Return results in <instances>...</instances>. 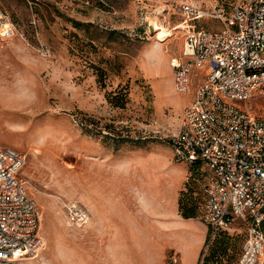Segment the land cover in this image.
Wrapping results in <instances>:
<instances>
[{
	"label": "rangeland",
	"instance_id": "rangeland-1",
	"mask_svg": "<svg viewBox=\"0 0 264 264\" xmlns=\"http://www.w3.org/2000/svg\"><path fill=\"white\" fill-rule=\"evenodd\" d=\"M237 1L0 0L15 26V36L0 45V148L27 157L21 176L38 203L45 243L75 228L67 219L68 206L87 210L90 153L96 145L124 140L171 145L183 114L178 104L191 95L178 94L171 82L170 62L181 56L184 44L182 5L213 14L229 11ZM155 24L173 36L158 43ZM200 26L222 28L211 18ZM195 74L191 91L206 72ZM237 106L264 115L259 93ZM203 183L192 184L198 214ZM222 231L228 256L213 252L219 235H211L207 264L239 260L247 226L237 222ZM46 245L24 264H65L58 248ZM173 252L185 264H196L193 255L185 260L172 249L167 256Z\"/></svg>",
	"mask_w": 264,
	"mask_h": 264
},
{
	"label": "built area",
	"instance_id": "built-area-1",
	"mask_svg": "<svg viewBox=\"0 0 264 264\" xmlns=\"http://www.w3.org/2000/svg\"><path fill=\"white\" fill-rule=\"evenodd\" d=\"M182 14V54L170 65L175 92L190 93L195 71L206 74L170 139L174 159L206 173L200 219L212 235L237 222L246 225L237 264H264V117L237 106L256 93L264 96V0H238L213 14L185 3ZM206 18L222 28H199ZM14 36L15 26L0 7V45ZM26 161L23 153L0 148V264H24L45 248L38 203L21 176ZM67 213L75 227L89 222L78 205ZM166 264H182L181 257L173 252Z\"/></svg>",
	"mask_w": 264,
	"mask_h": 264
},
{
	"label": "crops",
	"instance_id": "crops-1",
	"mask_svg": "<svg viewBox=\"0 0 264 264\" xmlns=\"http://www.w3.org/2000/svg\"><path fill=\"white\" fill-rule=\"evenodd\" d=\"M195 92L178 104L180 115ZM90 155L89 222L49 236L47 247L58 248L65 264H166L171 249L200 264L209 228L200 218L180 214L191 166L175 162L171 145L108 143L96 145Z\"/></svg>",
	"mask_w": 264,
	"mask_h": 264
},
{
	"label": "trees",
	"instance_id": "trees-1",
	"mask_svg": "<svg viewBox=\"0 0 264 264\" xmlns=\"http://www.w3.org/2000/svg\"><path fill=\"white\" fill-rule=\"evenodd\" d=\"M205 20L202 19L201 21H199L197 24V26L199 28H204L202 26H200L201 22ZM215 20V19H214ZM75 22V26L77 27H82V23ZM204 29H208V30H215V29H209V28H204ZM115 34L113 32H111V35ZM126 142H128L127 140H124ZM204 179V183L206 181V173L202 172L198 167H191V175L189 178V181L186 185L185 190L182 192L181 194V198L179 201V210H180V214L183 218L185 219H193V218H201V207L202 204L204 203V194H203V185H202V198L199 199V214H198V207H197V198H194V189L192 188V184H197L199 183L201 180ZM223 231L219 230L216 234H218V238L216 239L215 242V247L213 249V252L216 254L217 252L219 254H222L223 256L227 257L228 256V251L230 250V245L229 242L226 241V239L224 237H222ZM212 233L209 230L208 236H207V241H206V246L207 243L209 242V238L211 237ZM206 248V247H205ZM204 253V251H203ZM202 253V255H203ZM205 253H204V258L202 261V264H207V262H205ZM209 261V259H208Z\"/></svg>",
	"mask_w": 264,
	"mask_h": 264
},
{
	"label": "bare ground",
	"instance_id": "bare-ground-1",
	"mask_svg": "<svg viewBox=\"0 0 264 264\" xmlns=\"http://www.w3.org/2000/svg\"><path fill=\"white\" fill-rule=\"evenodd\" d=\"M155 31L159 32L158 33V35H159L158 43L165 42L169 37L173 36V33L170 29H167L160 24H155ZM170 65H171V62H170ZM26 183H27V181H26Z\"/></svg>",
	"mask_w": 264,
	"mask_h": 264
}]
</instances>
